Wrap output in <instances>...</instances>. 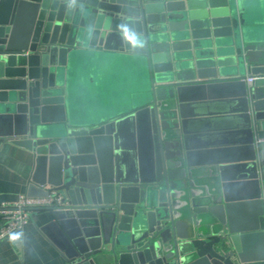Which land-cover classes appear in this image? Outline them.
<instances>
[{"label": "water", "instance_id": "95a60500", "mask_svg": "<svg viewBox=\"0 0 264 264\" xmlns=\"http://www.w3.org/2000/svg\"><path fill=\"white\" fill-rule=\"evenodd\" d=\"M262 1L0 0V140L36 153V183L50 165L70 264H264ZM109 53L137 59L142 102L77 124L72 65ZM204 115L233 133L198 134Z\"/></svg>", "mask_w": 264, "mask_h": 264}, {"label": "crops", "instance_id": "0c3cea01", "mask_svg": "<svg viewBox=\"0 0 264 264\" xmlns=\"http://www.w3.org/2000/svg\"><path fill=\"white\" fill-rule=\"evenodd\" d=\"M255 13L256 23L264 25V1L258 4V10ZM23 30L21 29V33ZM260 41L264 46V36ZM70 71L72 73L71 116L77 124L86 125L111 119L137 107L142 102L139 95L140 88L145 85L144 75L137 59L132 55L123 57L117 53H109V55L104 54V58L100 60L90 57L77 59ZM247 75H250L249 72L245 77ZM199 119L204 122L197 123L195 126L200 131L197 132L198 134L202 132L204 134H208V132L233 133L231 122L220 120L221 116L204 115ZM208 120L211 121V124L207 122ZM212 128L217 131L210 132ZM261 131L264 132V121L261 122ZM127 145L130 148H135L136 160H140L139 155L143 162L144 160L151 162L154 157L149 140L140 141L136 137L134 146L132 143ZM262 147L264 148V144ZM130 157H133L132 150L127 153L124 151L123 159L130 161L132 160ZM45 166L43 174L40 175L44 177L45 184L40 185L34 181L37 176L36 153L19 147L10 140H0V207L4 203L15 202L21 195L31 193L41 195L53 189L54 186L49 183L50 165L46 164ZM207 183L202 185L203 191L206 185L210 189L217 188L219 185L218 180L214 178H209ZM199 185L201 184L199 183ZM197 188L200 186L195 189ZM66 201L70 205L68 198ZM55 221L53 210H42L33 214L29 224L22 230L16 231L23 232L22 242L10 244L9 237L0 242V264H70L68 261L70 252L68 239L63 231L59 229L61 234L52 226ZM85 222L87 223L82 225L85 231L95 228L93 219H86ZM1 224L2 220L0 219V226ZM184 231L185 229H183ZM111 260L112 255L106 253L97 256L96 263L104 264Z\"/></svg>", "mask_w": 264, "mask_h": 264}, {"label": "built area", "instance_id": "2783aa9c", "mask_svg": "<svg viewBox=\"0 0 264 264\" xmlns=\"http://www.w3.org/2000/svg\"><path fill=\"white\" fill-rule=\"evenodd\" d=\"M257 77L247 75L245 82L249 85L254 83ZM256 145H263L264 138L258 139ZM69 209L64 194L51 189L45 196L33 197L21 195L13 203H4L0 207V242L8 238L12 233L22 230L29 224L33 214L42 210L66 211Z\"/></svg>", "mask_w": 264, "mask_h": 264}, {"label": "clouds", "instance_id": "9594fccd", "mask_svg": "<svg viewBox=\"0 0 264 264\" xmlns=\"http://www.w3.org/2000/svg\"><path fill=\"white\" fill-rule=\"evenodd\" d=\"M24 238L23 232H14L9 236V243L10 244H17L19 242H22Z\"/></svg>", "mask_w": 264, "mask_h": 264}]
</instances>
